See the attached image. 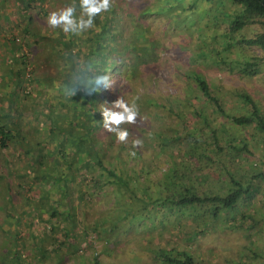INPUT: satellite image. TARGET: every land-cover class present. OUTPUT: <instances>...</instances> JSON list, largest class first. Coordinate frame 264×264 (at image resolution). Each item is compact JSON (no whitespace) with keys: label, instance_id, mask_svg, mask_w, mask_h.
I'll list each match as a JSON object with an SVG mask.
<instances>
[{"label":"trees","instance_id":"trees-1","mask_svg":"<svg viewBox=\"0 0 264 264\" xmlns=\"http://www.w3.org/2000/svg\"><path fill=\"white\" fill-rule=\"evenodd\" d=\"M35 1L23 0L25 11ZM224 1L232 9V17L221 27L222 33H214L217 36L213 44L215 55L210 60L239 77H259L261 66H264V0H215V6L208 8L210 16L212 12H219L220 7L226 6ZM138 13L134 17L129 15L131 35L135 38L127 43H122V39L128 30L122 27L123 20L117 17L113 9L97 16L95 27L80 36L65 34L60 29L43 31V40L49 39L52 43H48L49 53L57 56L54 47L62 49V69H59L61 73L54 69V79L48 72L45 77V85L51 89V94L46 92L44 95L46 103L43 105V117L47 125L43 134H37L40 141L32 144L20 135L22 126L19 119L23 115L18 104V90L8 91L7 83L6 91L1 94L2 100L6 99L2 102L8 104L4 108L0 104V149L6 148L8 143L15 145L19 140V146L31 165L42 167L46 155H49L44 153L46 141L51 139V135L60 137L56 141L52 137L55 142L51 151L56 155V160H53L55 164L59 161L62 166L58 174L49 173L52 168L46 167L42 168L39 176L28 175L29 179H39L41 183L31 208L41 207L44 211L53 208L54 211H60L62 216V222H58L55 212H49L53 219L47 220L48 225L44 228L46 237H60L58 233L62 236L44 249L50 251L46 257L55 255L63 260L77 252L80 247L78 244L82 243L89 248L86 253L90 255H86L90 259L89 264H98L101 251V255L115 253L114 245H108L114 232L120 234L129 231L132 235H143L145 230L151 229L149 225L155 223V218L162 223L169 220L170 216L178 217L179 221L190 217L195 228L198 224L212 226L221 218L224 219L227 213L235 211L241 202H250L255 194L260 193L261 199L264 197V192L259 191L260 184L264 183V111L260 105L251 94L243 91H235L237 103L232 106L225 104L209 88L207 80L201 75L203 72L197 69L183 71L185 73L178 80L176 77L182 90L180 97L154 96L153 93L145 92V81H150L151 77L145 80L139 75V69L152 62L155 55L154 46L142 40L150 34L149 26H141L138 21L149 14L144 9ZM27 19L30 20L29 17ZM248 25H255L250 35L243 31ZM22 32L25 39L29 35L39 36L38 33H31L27 25L23 26ZM204 34L211 36L208 30ZM18 35L21 37L19 32H13L11 41L15 46L8 53V58L18 61V69L15 74L10 71L12 68H8L7 72L15 79L18 88L25 89L21 73L26 64L31 68L34 65L24 58L25 51L20 56L14 54L16 48L23 45ZM238 46L255 47L260 53L248 57L246 52L237 49ZM125 54L134 56V62ZM191 56H185L186 59L182 61L197 67L198 62L193 59L188 61ZM77 61L91 64L96 73L107 74L109 70L124 72V80L112 79L110 88L101 87L91 94L81 91L72 98H66L62 89ZM1 74L5 75L4 72ZM142 80L145 81L140 82ZM120 81H132L128 85L131 93L129 90L126 92L131 97L128 101L138 97L140 114L146 117L143 125L123 126L132 134L127 144L118 143L114 134L103 129V117L99 111L102 105L110 106L116 100L113 95L117 91L116 86L119 83L122 85ZM138 88L145 92L142 98L136 94ZM23 93L29 91L23 90ZM108 96L112 100L106 101ZM153 121L158 122L160 127L155 128ZM136 136L144 140L142 149L132 148V140ZM34 151L35 154H32ZM130 151H136V156H130ZM257 161L262 165L255 170L253 166ZM238 162L246 172H239L236 167ZM234 171L247 177L237 176ZM4 191H10L9 184L5 185ZM84 194L87 197L95 194L97 204L103 207L102 212L99 211L100 220L97 224L100 231L97 234L109 238L106 242L98 240L99 247H94L89 239H78L72 231L73 223L77 222L74 207L78 202L74 201L75 198L82 199ZM37 219L39 221V216ZM134 226L138 228L134 230ZM28 234H16V238L22 242L24 238H30L34 242L35 236ZM15 239H8L6 243V255L10 260L6 264L19 260ZM34 245L38 247V243L34 242ZM149 247L154 263L195 264L185 251L154 245ZM41 251L44 256L45 251Z\"/></svg>","mask_w":264,"mask_h":264},{"label":"rangeland","instance_id":"rangeland-1","mask_svg":"<svg viewBox=\"0 0 264 264\" xmlns=\"http://www.w3.org/2000/svg\"><path fill=\"white\" fill-rule=\"evenodd\" d=\"M72 2L73 0H36L33 3V8L27 12L31 19L27 29L32 31L31 33H38L39 36L29 35L25 36L27 38L25 39L22 36L24 35L22 29L25 24L27 25V16L15 7L16 2L14 4L11 0H0V10L3 12H0V71L7 74L8 68H12L13 70L10 71L15 74L18 69V61L14 62L13 59L8 58L9 51L15 46L11 41L13 32H19L21 37L18 36L23 44L19 49L16 48L14 54L20 56L22 51H25L24 58L32 61L34 65L31 68L30 65L26 64L27 66L21 73L24 78L25 89L18 88L14 82L15 79L10 75L0 80V104L3 108L5 104H8V102H2L6 99L2 100L1 94L6 91L7 83H9L8 91L18 90L20 93L18 104L23 115V118L19 119L22 126L20 135L30 140L31 143L40 141L37 134H43V130H46L47 123L43 117V105L46 103L44 95L46 92H51V89L45 85L47 82H45L46 74L47 72L51 73V77L54 79L56 78L53 76L56 74L54 69H58L60 73L59 69H62V53L60 52L62 49L59 50L58 47H54L57 56L49 53L50 46L48 43L51 42L49 39L43 40L41 34L45 30H52L46 24L48 14ZM76 2L79 3V0ZM224 4L226 6L220 7L219 12H212L210 16L208 8L215 6V0L202 2L196 0H114L113 10L117 17L123 20L124 26L122 27L128 30L122 39V43H127L135 38L131 35L132 28L128 22L130 16L139 15L140 9H144L149 14L138 19L141 26H149L150 34H147L142 40L148 45L154 46L153 55H155L152 62L139 69L141 77L144 79L151 77L148 82L146 79V81H140H145V92L153 93L154 96L180 97L182 90L177 80L183 76L182 74L185 73L183 71L197 69L203 72L200 74L207 80L209 88L225 104L232 106L237 103L235 91H243L251 94L264 111V66H261L259 77L243 78L236 73L227 72L210 60L215 55L213 44L217 36L214 33H219V31L222 33L223 28L221 27L226 25V22L230 21L232 17V9L228 6L227 1H224ZM44 10H46L45 14ZM222 10H224L223 13ZM77 15H79V7H77ZM254 29L255 25H248L243 31L250 35L251 30ZM138 30L142 29L139 28ZM205 30L210 31V37L204 34ZM207 38L210 40L208 39L205 44H202ZM35 41L36 43H34ZM190 41L192 42L190 43ZM237 49L243 53L246 52L248 57L260 53L255 47L238 46ZM189 54L192 56L188 61L191 62L190 60L193 59L194 62H198L197 67L192 64L187 65L182 61ZM125 55L130 58L131 62H134V56ZM107 73L111 79L122 78L124 80V72L109 70ZM176 77H178L177 80ZM121 84L116 86L115 90L117 91L114 92L113 96L117 99L122 95L126 100H130L131 97L127 96L126 92L127 90L130 92L128 85L132 84V81ZM50 86L53 87V84L51 83ZM23 90H28L29 93L24 94ZM145 92L142 88H138L136 94L142 98L145 96ZM23 95L25 96L23 97ZM109 99H111L110 96L106 98V101ZM152 123L155 128L160 127L158 122L153 121ZM52 137L55 141L60 138L51 135V139L46 141L44 153L49 155H46V161L42 167L35 168L31 165L28 156L23 152V148L19 146V144L21 145L19 140L15 145L8 143L7 147L3 148L5 150L0 149V176H2L0 179V262H4L2 264L10 261L6 255L8 239H15L16 234L29 236L28 233L35 236L34 242L38 243V247L30 238H24L23 242L16 238L19 260L17 262L12 261L11 264L90 263V259L87 257L90 255L86 254L89 252V248L84 247L82 243L78 244L80 247L77 252L73 255L69 254L63 260L59 259L60 256L56 257L55 255L54 257H46V255H50V251L44 249L60 239L62 234L58 233L60 237L54 238L52 236L46 237L44 233V228L48 225L47 220L52 221L51 219H53L49 215L50 211H54L53 208L44 211L41 207L35 209V207L31 208L30 206L34 199H37L36 194L41 183L39 179H29L28 175L39 176L42 168L45 169L46 167L52 168L49 173L58 174L61 166L59 161L57 164L53 161L56 160L54 159L56 155L51 153L55 142ZM32 154H35V151ZM239 162L236 163L237 165L235 164L239 168V172H246L244 166ZM261 165L257 161L253 167L257 170L260 169ZM33 168L35 169L33 170ZM234 173L240 176V173L238 174L236 171ZM240 177L246 178L247 176ZM6 184L10 186L9 192L4 191ZM75 189L76 187L73 190ZM259 191L264 192V183L260 184ZM85 194L82 199L75 198L74 202H78V205L74 207L77 222L73 223L72 231L78 239H89L94 247H99L98 240L106 242L109 238L97 234L100 231L97 224V221L100 220L99 211L102 212L103 207L97 204L95 194H90L89 197ZM261 198L260 193L255 194L250 202H241L235 211L227 213L224 219L221 218L214 225L211 224L212 226L206 227L198 224L195 228L190 217L185 221H179L178 217L170 216L169 220H164L162 223L155 218V223L149 225L152 227L144 231V236L139 233L132 235L129 231L120 232V234L114 232L108 245L109 247L114 245L115 253L101 255V251L98 264H157L153 262V254L149 251V246L152 245L185 251L191 256L195 264H264V197ZM38 211L41 213L39 214ZM54 212L55 220L62 222L60 211L55 210ZM109 213L107 217H109ZM37 216H39V221ZM84 219L87 221L84 222ZM137 228L138 226H134L133 229ZM185 231L189 233H185ZM39 249L45 251L44 256ZM53 252L58 251L54 250ZM79 255L85 258L82 259Z\"/></svg>","mask_w":264,"mask_h":264},{"label":"clouds","instance_id":"clouds-1","mask_svg":"<svg viewBox=\"0 0 264 264\" xmlns=\"http://www.w3.org/2000/svg\"><path fill=\"white\" fill-rule=\"evenodd\" d=\"M77 7H79V15H77ZM113 7L114 0H79L78 5L76 0H73L71 4L51 11L47 16L46 24L49 28L60 29L65 34L80 36L95 27L97 16L110 12ZM31 8L33 6L28 9ZM27 14H25L27 18H30ZM30 20L27 19V26ZM112 83L108 73H96L91 64L77 61L62 91L66 98H72L81 91L91 94L101 87L110 88ZM138 99L136 97L128 101L121 95L110 106L105 104L99 109L103 117V129L107 133L114 134L118 143L127 144L129 136L132 135L128 128L123 127L124 125L140 126L146 120V117L140 114ZM143 146V138L136 136L132 140L133 149H142ZM129 155L135 157L136 151H130Z\"/></svg>","mask_w":264,"mask_h":264},{"label":"crops","instance_id":"crops-1","mask_svg":"<svg viewBox=\"0 0 264 264\" xmlns=\"http://www.w3.org/2000/svg\"><path fill=\"white\" fill-rule=\"evenodd\" d=\"M16 2V6L15 7H17V9H19V12H21L23 15L25 14V13H27L28 12V10L29 9H27L26 11H25V9H24V6H23V4H24V2H23V0L21 1V0H11V2H13L14 4H15V2ZM33 3L34 2H31L30 4V6L32 7L33 6ZM0 12H1V10H0ZM1 13H3V12H1ZM3 19H6L5 17H3ZM3 71H0V77H5V76H7V75H10V74H8V72H7V74H5L4 76H2V73ZM11 76V75H10Z\"/></svg>","mask_w":264,"mask_h":264}]
</instances>
